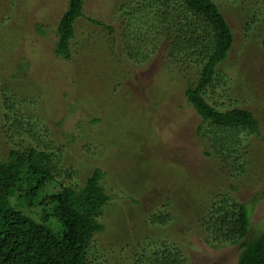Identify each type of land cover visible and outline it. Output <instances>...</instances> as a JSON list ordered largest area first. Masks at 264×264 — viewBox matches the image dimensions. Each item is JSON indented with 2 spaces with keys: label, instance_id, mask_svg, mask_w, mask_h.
Masks as SVG:
<instances>
[{
  "label": "rangeland",
  "instance_id": "obj_1",
  "mask_svg": "<svg viewBox=\"0 0 264 264\" xmlns=\"http://www.w3.org/2000/svg\"><path fill=\"white\" fill-rule=\"evenodd\" d=\"M68 1L0 0V42L6 52L4 58L0 57L4 67H0V83L3 90L4 81L17 84L11 77L17 67L15 58L25 56L29 68L20 82L26 91H21L26 105L22 106L26 114L21 118L27 127L39 120L40 142H48L55 149L61 146L62 172L58 177L64 184L83 183L97 167L104 170L102 183L111 196L102 216L106 229L96 234L91 245L102 264H137L144 251L148 253L155 242L166 238L167 234L155 227L152 219L167 210L174 215V201L181 188H189L185 178L200 183L204 180L203 187L222 188L240 201L251 200L264 191L263 0L221 4L235 44L221 65V86L216 94L219 97L225 90L233 105L253 111L262 133L248 139L252 145L247 148L248 158L242 165L246 168L243 176L215 174V162L202 152L204 146L197 134L202 118L185 95L188 81L195 79L196 67H177L163 50L149 62L135 64L120 53L121 46L113 48L107 29L85 17L76 21L72 59L56 56V30ZM123 1L127 2L86 0L84 11L86 16L123 29L128 21L127 17L121 18L119 11ZM65 93L68 97H63ZM32 99L40 100L37 113ZM76 99L80 105L74 109L73 119L67 121L61 117L63 111L55 112L56 100L64 105L66 100L75 104ZM44 101L53 105L45 107ZM14 103L21 108L18 102ZM96 111L103 119L98 126L88 120ZM5 117L0 108L3 153L19 138L8 130ZM73 129L80 133L76 140L68 137V131ZM31 187L32 196L39 200L40 191L35 185ZM48 188L57 191L59 186ZM15 199L25 204L21 193ZM34 208L41 211L43 207ZM185 226L182 222L179 231L184 232ZM251 229L264 230V199L256 205ZM190 241L189 264H238L239 245L213 249L200 236Z\"/></svg>",
  "mask_w": 264,
  "mask_h": 264
},
{
  "label": "trees",
  "instance_id": "obj_2",
  "mask_svg": "<svg viewBox=\"0 0 264 264\" xmlns=\"http://www.w3.org/2000/svg\"><path fill=\"white\" fill-rule=\"evenodd\" d=\"M85 1H68L56 30L55 55L68 61L72 59L76 21L85 17L107 29L113 48L117 44L121 46L120 53L135 64L143 65L163 50L177 67L184 70L196 67L195 79L188 81L185 95L202 118L197 126L204 146L202 152L215 162V174L243 176L246 168L242 165L248 158L247 148L252 145L248 139L262 136L260 120L250 109L233 105L225 90L219 97L216 94L221 86L218 85L221 65L235 44L233 29L221 5L232 0H126L119 6L121 18L128 20L123 29L86 16ZM4 51L0 42L2 58ZM24 57L15 58L17 67L11 77L17 84L4 81L3 90L0 83V108L6 115L4 124L19 137L6 152L0 147V264H102L91 245L96 234L106 229L102 216L111 196L102 183L105 172L97 167L83 183L64 184L58 177L62 172L61 146L55 149L48 142H40L39 120L27 127L26 120L21 118L26 114L22 110L26 105L21 91H26L20 82L23 72L29 68ZM64 96L68 97L66 93ZM39 101L32 99L35 112ZM76 102L66 100L60 105L56 100L55 112L63 111L61 117L69 121L80 105L79 99ZM43 104L48 105L46 101ZM97 113L88 119L91 125L103 122ZM69 136L76 140L80 133L73 129L68 131ZM185 180L189 188H181L180 196L174 201V215L167 210L152 219L153 225L167 234L166 238L155 242L154 249L149 248L148 253L144 251L137 258V264H189L187 246L195 236H200L213 249L239 245L238 264H264V230L251 229L253 213L264 199V191L251 200L240 201L222 188L203 187L204 180L201 183ZM32 185L40 191L39 200L32 196ZM48 185H58L59 189L52 190ZM230 186L235 187L233 183ZM18 193L25 197L26 205L16 202ZM38 206L43 207L41 211L34 208ZM182 222L186 225L184 232L179 231Z\"/></svg>",
  "mask_w": 264,
  "mask_h": 264
}]
</instances>
